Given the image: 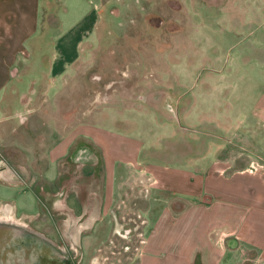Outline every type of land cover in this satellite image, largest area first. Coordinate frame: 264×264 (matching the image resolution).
<instances>
[{"label":"crops","instance_id":"obj_1","mask_svg":"<svg viewBox=\"0 0 264 264\" xmlns=\"http://www.w3.org/2000/svg\"><path fill=\"white\" fill-rule=\"evenodd\" d=\"M81 3L76 0L78 7ZM47 6L45 0H0V184L34 198L33 214L19 217L12 199L0 201V215L28 229L45 217L47 236L66 247L61 259L68 258V264H264V89L250 114H233V90L226 87L224 118L230 128L225 138L219 143L215 133L208 135L213 148L208 158H179L176 152L171 157L179 166L175 169L148 163L141 140L95 123L62 133L54 129L52 138L46 131L35 133L36 127L21 132L24 111H34L31 103L40 99L35 72L41 66L51 69L52 79L43 75L49 89L41 100L47 101L50 87L78 59L65 62L64 46L61 56L53 53L52 58L41 47V31L60 27L55 10ZM62 62V71L53 75ZM23 79L30 80L27 91ZM13 119L18 122L10 123ZM23 166L32 167L36 177H27ZM135 214L143 217L135 220ZM107 223L112 231L98 247L117 251V227L126 223L131 246L126 257L90 256L89 240Z\"/></svg>","mask_w":264,"mask_h":264},{"label":"rangeland","instance_id":"obj_2","mask_svg":"<svg viewBox=\"0 0 264 264\" xmlns=\"http://www.w3.org/2000/svg\"><path fill=\"white\" fill-rule=\"evenodd\" d=\"M50 1L45 0L55 10L60 27L55 32L41 31L40 45L51 58L53 53L61 56L64 46L65 62L78 59L50 87L47 101L41 100L49 89L43 75L51 74V69L41 66L35 72L40 99L36 96L31 103L34 111H24L21 132L36 127L35 133L46 131L52 138L54 129L62 133L79 123H95L141 140V155L149 158L148 163L175 169L179 166L171 157L176 152L179 158H208L213 150L208 147L209 137H214L211 132L219 143L225 138L230 128L224 118L226 87L233 90V114H250L262 94L264 0L246 4L245 0H101V5L99 0H81L80 7L76 0ZM45 20L46 14L43 25ZM63 64L55 65L53 75L62 71L58 67ZM23 80L22 88L27 91L30 80ZM251 121L249 117L247 122ZM260 139V147H264ZM20 168L30 179L36 177L32 167ZM12 199L18 203L19 217L33 214L31 194H15L0 184V201ZM140 216L135 214L134 219ZM34 224L23 233L26 240L40 237L41 243L65 250L57 240L48 238L45 217ZM120 226V239L115 241L119 253L111 245L98 247L112 231L107 223L95 229L89 240L91 257H126L130 227L126 223ZM104 249L108 255L103 254Z\"/></svg>","mask_w":264,"mask_h":264},{"label":"water","instance_id":"obj_3","mask_svg":"<svg viewBox=\"0 0 264 264\" xmlns=\"http://www.w3.org/2000/svg\"><path fill=\"white\" fill-rule=\"evenodd\" d=\"M27 230H28L27 227L16 223L11 217L0 215V253L2 247L4 249L5 246L6 248H9L6 251V254L11 253L13 249L15 250L16 248L15 242L17 241V239L13 240L15 239L14 237L22 235L23 233L27 232ZM35 239L40 241V237H34L33 239H29V240L31 242L32 240ZM41 239L44 241L43 238ZM44 244L49 245V242H45ZM49 246L51 247V245ZM51 249L53 254L49 253L48 255V253L44 250L43 252L42 251L40 252V255H42L43 257H38L37 264H63L61 260V256H63L62 251L54 247ZM29 253L30 251L28 249H24L20 257H0V264H32L31 257H29Z\"/></svg>","mask_w":264,"mask_h":264},{"label":"flooded vegetation","instance_id":"obj_4","mask_svg":"<svg viewBox=\"0 0 264 264\" xmlns=\"http://www.w3.org/2000/svg\"><path fill=\"white\" fill-rule=\"evenodd\" d=\"M111 83H113V82H111ZM110 83V84H111ZM129 230V229H128ZM125 233H127V230L126 231H124ZM129 232V231H128ZM25 233H28V232H25ZM119 234V233H118ZM25 235L24 234H22V235H20V236H16V237H14L15 239H13V240H16L17 239V241L15 242V244H16V248H15V250L13 249V253L11 252V253H7L6 254V251H7V249H9V248H6V246L4 247V249H3V247H2V249H1V253H0V257H20L21 256V254L23 253V251H24V249H28L29 251H30V253H29V257H31V263L32 264H37V262H38V257H43L42 255H40V252L42 251L43 252V250L44 251H46L47 253H48V255H49V249L47 248V247H49V248H51L49 245H46V244H44V243H41L40 241H38L37 239H35V240H32L31 242H30V240L28 241V240H26L25 239V237H24ZM57 243L58 244H61L60 243V241L59 240H57ZM63 246V245H62ZM64 247V246H63ZM11 248V247H10ZM65 249H66V247H64ZM46 249V250H45ZM50 257V256H49ZM65 257H75L74 255H70V254H68V252H65ZM67 260H68V258H66ZM65 258L64 259H61L62 260V262H63V264H68V262H66L65 260H66ZM10 260V259H9ZM71 264V263H70Z\"/></svg>","mask_w":264,"mask_h":264},{"label":"built area","instance_id":"obj_5","mask_svg":"<svg viewBox=\"0 0 264 264\" xmlns=\"http://www.w3.org/2000/svg\"><path fill=\"white\" fill-rule=\"evenodd\" d=\"M250 168H251V170H253V171H255V170L257 169L256 166H251Z\"/></svg>","mask_w":264,"mask_h":264}]
</instances>
